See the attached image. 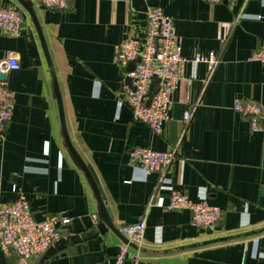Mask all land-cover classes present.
Segmentation results:
<instances>
[{
	"label": "crops",
	"instance_id": "crops-1",
	"mask_svg": "<svg viewBox=\"0 0 264 264\" xmlns=\"http://www.w3.org/2000/svg\"><path fill=\"white\" fill-rule=\"evenodd\" d=\"M23 1L40 24L72 145L114 227L98 233L99 202L66 145L50 66L30 12L17 0H0V8L14 5L25 20L21 37L0 33V67L10 54L21 66L8 73L15 108L0 139V204L16 201L21 192L36 221L71 219L52 252L30 264H113L125 243L123 227L141 219L145 246H132L139 259L124 264H264V232L238 237L264 229V134L252 133L248 119L233 109L237 100L264 108V66L249 61L264 46V0H69L66 11ZM150 7L173 18L185 58L220 59L211 78L205 64L184 66L161 135L134 120L124 102L130 82L115 63L117 45L144 37ZM240 14L246 16L234 24ZM191 108L186 127L184 113ZM137 147L177 151L166 181L130 164ZM174 191L220 207L217 226H194L190 212L158 205L167 204ZM16 263V256L0 249V264Z\"/></svg>",
	"mask_w": 264,
	"mask_h": 264
},
{
	"label": "built area",
	"instance_id": "built-area-1",
	"mask_svg": "<svg viewBox=\"0 0 264 264\" xmlns=\"http://www.w3.org/2000/svg\"><path fill=\"white\" fill-rule=\"evenodd\" d=\"M38 6L51 10L66 11L69 0H33ZM208 4H219L224 1L233 3L236 0H202ZM246 15L240 14L234 24ZM146 26L143 38H129L115 50V63L120 68L130 85L124 102L132 110L134 120L146 124L153 133L161 135L170 120L173 95L183 80V69L188 62L205 64L210 70V77L220 64L217 55H196L191 60L183 56L182 41L176 33L172 17L161 8L150 7L145 13ZM25 20L14 5L0 8V33L9 37H21ZM138 61L133 72L127 69L131 62ZM249 61L264 66V46L249 57ZM6 73L21 69L17 55L10 54L5 67ZM160 79L159 90L150 103L147 94L153 78ZM15 108V93L8 83L0 81V139L5 136L8 123L12 120ZM234 111L248 119L252 133L264 134V108L252 102L237 100ZM194 115V108L184 113L186 127ZM185 131L182 134L184 136ZM130 164L139 167L146 176L159 174L160 181H166L169 170L177 157V151L156 152L137 147L130 151ZM17 191V190H16ZM18 199L0 204V249L5 256L17 257L16 264H30L33 258L44 255L61 239V229L70 224L71 219L63 215H52L43 221L33 217L30 203L24 193H18ZM153 202V200H151ZM152 202L149 205L153 204ZM158 205L168 211H188L194 226L203 229H214L222 216V209L210 205L206 200L193 201L187 195L174 191L169 202L158 201ZM146 221L127 225L122 229L126 243L122 244L113 264H124L126 261L137 263L139 255L131 251L135 246L140 251L145 246Z\"/></svg>",
	"mask_w": 264,
	"mask_h": 264
},
{
	"label": "water",
	"instance_id": "water-1",
	"mask_svg": "<svg viewBox=\"0 0 264 264\" xmlns=\"http://www.w3.org/2000/svg\"><path fill=\"white\" fill-rule=\"evenodd\" d=\"M17 1H19L30 12V14H31V16L33 18V23L36 26V29H37V31L39 33V36H40V39L42 41V45H43V48H44V51L46 53V56H47V59H48V63H49V66H50V73H51V76H52V79H53V85H54L55 95H56V99H57V103H58V107H59L60 119H61V124H62V130H63V135H64V139H65L66 145H67L71 155L73 156L75 162L83 169V171L86 173L87 177L89 178V180H90V182H91V184H92V186L94 188L97 200L99 202L100 217H102L103 223L98 225V233H101V234L105 233L107 231L106 227H108V229H111V230L114 231V227H113V225H112V223L110 221V217L108 215L106 204L104 203V201H103V199H102V197L100 195V192H99V190H98V188H97V186L95 184V181H94L91 173L89 172L88 168L84 164L83 160L81 159L80 155L78 154V152L73 147L72 142L70 140V137L68 135V131H67V127H66V120H65V115H64L62 96H61L60 89H59V86H58V80H57L56 73H55L53 64L51 62L50 56H49L48 51H47L46 42H45V39L43 37V33H42V30H41L40 24H39V22H38V20H37V18L35 16V14L33 13V11L30 10L28 4L25 1H23V0H17ZM137 62L138 61L131 62V64L129 65V67L127 69L128 73L133 72L135 70ZM7 80H8V73H6V72H4V71H2L0 69V81L7 82ZM159 83H160V79L158 77H154L153 81H152V84L150 86L149 92L147 94V103H150L153 100V98L156 95V93L158 92ZM259 232H264V229L262 231H255V232H252V233L239 235L238 237H243V236H247V235L248 236L249 235H255V234L259 233ZM91 236H92V234L86 235V237H91ZM82 238H84V236H82ZM230 239H232V237L216 240V241H213V243H217L219 241L220 242L221 241H227V240H230ZM72 241H74V239ZM125 243H126V240H125ZM53 248H54V246H52L48 250L47 255H49L52 252Z\"/></svg>",
	"mask_w": 264,
	"mask_h": 264
}]
</instances>
